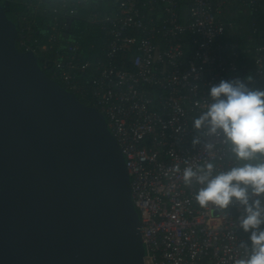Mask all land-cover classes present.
<instances>
[{
    "label": "built area",
    "instance_id": "1",
    "mask_svg": "<svg viewBox=\"0 0 264 264\" xmlns=\"http://www.w3.org/2000/svg\"><path fill=\"white\" fill-rule=\"evenodd\" d=\"M186 1L103 2L109 8L101 16L97 9L83 16L104 32L102 50L92 57L69 34L70 15L91 0H57L43 10L39 2L29 6L51 16L41 50H55V57L43 65L74 94L90 98L126 156L145 264H237L239 245L250 235L240 227L243 205L234 198L226 209L201 207L195 193L202 185L195 177L186 185L183 169L212 163L215 173L235 164L222 137L195 128L193 120L206 109L211 85L246 78L249 68L234 40L244 25L229 14L264 11V0ZM29 29L27 23L19 31L22 50L34 49L26 43ZM249 30L247 36L259 41L251 85L264 89V23L253 20Z\"/></svg>",
    "mask_w": 264,
    "mask_h": 264
},
{
    "label": "water",
    "instance_id": "2",
    "mask_svg": "<svg viewBox=\"0 0 264 264\" xmlns=\"http://www.w3.org/2000/svg\"><path fill=\"white\" fill-rule=\"evenodd\" d=\"M19 29L0 0V264H145L106 116L20 49Z\"/></svg>",
    "mask_w": 264,
    "mask_h": 264
},
{
    "label": "clouds",
    "instance_id": "3",
    "mask_svg": "<svg viewBox=\"0 0 264 264\" xmlns=\"http://www.w3.org/2000/svg\"><path fill=\"white\" fill-rule=\"evenodd\" d=\"M251 80L236 77L211 85L206 109L193 120L195 128L222 137L234 166L215 173L212 163L183 169L186 185L194 177L202 185L195 193L201 207L226 209L234 198L243 205L240 227L250 235L239 245L243 256L237 264H264V89Z\"/></svg>",
    "mask_w": 264,
    "mask_h": 264
},
{
    "label": "trees",
    "instance_id": "4",
    "mask_svg": "<svg viewBox=\"0 0 264 264\" xmlns=\"http://www.w3.org/2000/svg\"><path fill=\"white\" fill-rule=\"evenodd\" d=\"M39 2L46 7H53L54 5H58L59 3L57 0H53L54 2H51V0H7V7L13 11L15 14H17L20 18V29L21 31L22 25L29 24L31 25V29L28 31V36L26 37V43L27 45L33 46L34 50L37 51L38 54L41 55V46L45 43H48V24L50 22V13L48 12H42L41 10H36L34 7L29 6V2ZM67 3H72L74 5L75 0H65ZM91 4H83L79 6L77 13H74L70 15L69 21V34H73L75 38L72 36L70 39L74 40L76 38H79L82 40V44L84 47H87L86 57L88 56H97L99 51L102 50L103 47V31L100 27V24H91L88 23L83 16L90 13L94 9H97L99 12V15L101 16L104 11L108 10L109 6L106 3L107 0H91ZM187 1L184 0V3ZM61 8V5H59ZM71 7V5H70ZM73 8V7H71ZM68 8H63V10ZM230 9V7H229ZM229 17H232L233 19H237L240 21V24H243L244 27L240 30V36L239 38H235V42L239 45V50H241L242 53V62L246 64L249 68L248 71L245 72L244 77H248L251 72V60L252 56H254L253 50H255V47L259 44L258 40H254L253 38H250L247 36V32H249V27L251 25V22L253 20H256L259 24L264 23V11L263 9H260L258 12L252 13V12H237L236 14H229ZM66 34L63 37H69L70 35ZM69 35V36H68ZM94 43V49H89L90 44ZM21 49H25V46H20ZM49 53L43 55L41 57L42 59H53L55 57V50L52 49L47 50ZM52 52V53H51ZM88 55V56H87ZM95 58V57H94ZM46 59V60H47ZM47 73L49 75H53V68H45ZM90 91V90H89ZM88 91V92H89ZM79 98L90 104V98H84L80 95H78Z\"/></svg>",
    "mask_w": 264,
    "mask_h": 264
},
{
    "label": "flooded vegetation",
    "instance_id": "5",
    "mask_svg": "<svg viewBox=\"0 0 264 264\" xmlns=\"http://www.w3.org/2000/svg\"><path fill=\"white\" fill-rule=\"evenodd\" d=\"M40 1H41V0H40ZM31 2H33V1H31ZM34 3H36V1H35ZM45 8H46V7H45ZM39 9L43 10V9H44V6H43L42 4H40V8H39ZM47 35H48V31H47ZM52 52H53V50H52ZM52 52H51V53H52ZM39 55H40V54H39ZM41 55H42V53H41ZM41 55H40L39 57H40L41 60H43V59L41 58V57H43V56H41Z\"/></svg>",
    "mask_w": 264,
    "mask_h": 264
},
{
    "label": "rangeland",
    "instance_id": "6",
    "mask_svg": "<svg viewBox=\"0 0 264 264\" xmlns=\"http://www.w3.org/2000/svg\"><path fill=\"white\" fill-rule=\"evenodd\" d=\"M50 50V49H48ZM42 54H44L43 50H39ZM49 52L47 50H45V54H48ZM42 56V55H41Z\"/></svg>",
    "mask_w": 264,
    "mask_h": 264
},
{
    "label": "crops",
    "instance_id": "7",
    "mask_svg": "<svg viewBox=\"0 0 264 264\" xmlns=\"http://www.w3.org/2000/svg\"><path fill=\"white\" fill-rule=\"evenodd\" d=\"M42 1V0H41Z\"/></svg>",
    "mask_w": 264,
    "mask_h": 264
}]
</instances>
